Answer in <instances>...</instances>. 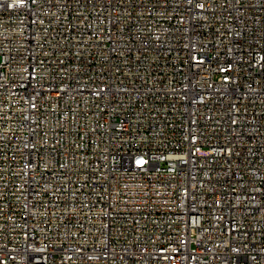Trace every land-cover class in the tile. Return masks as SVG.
<instances>
[{"label": "built area", "instance_id": "2783aa9c", "mask_svg": "<svg viewBox=\"0 0 264 264\" xmlns=\"http://www.w3.org/2000/svg\"><path fill=\"white\" fill-rule=\"evenodd\" d=\"M0 264H264V0H0Z\"/></svg>", "mask_w": 264, "mask_h": 264}]
</instances>
